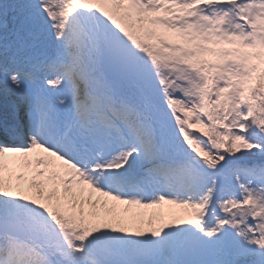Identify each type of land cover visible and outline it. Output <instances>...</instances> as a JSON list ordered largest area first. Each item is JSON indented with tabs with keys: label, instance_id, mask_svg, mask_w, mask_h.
I'll list each match as a JSON object with an SVG mask.
<instances>
[{
	"label": "snow or ice",
	"instance_id": "snow-or-ice-1",
	"mask_svg": "<svg viewBox=\"0 0 264 264\" xmlns=\"http://www.w3.org/2000/svg\"><path fill=\"white\" fill-rule=\"evenodd\" d=\"M0 264H264V0H0Z\"/></svg>",
	"mask_w": 264,
	"mask_h": 264
},
{
	"label": "rangeland",
	"instance_id": "rangeland-1",
	"mask_svg": "<svg viewBox=\"0 0 264 264\" xmlns=\"http://www.w3.org/2000/svg\"><path fill=\"white\" fill-rule=\"evenodd\" d=\"M8 158L13 159L12 154H8V155H6L5 159H8ZM7 175H8V174L5 173V176H7ZM120 207H123V206H120ZM169 208H171V206H169V205H165V206L163 207V210H164L165 212H167ZM141 211H145V212L151 213V212H153V211H160V209H148V210H141ZM176 211H179V210H176ZM143 227H147V225L145 224V225H143Z\"/></svg>",
	"mask_w": 264,
	"mask_h": 264
},
{
	"label": "bare ground",
	"instance_id": "bare-ground-1",
	"mask_svg": "<svg viewBox=\"0 0 264 264\" xmlns=\"http://www.w3.org/2000/svg\"><path fill=\"white\" fill-rule=\"evenodd\" d=\"M35 154H33V156H34ZM31 158V157H30ZM6 160H11L10 158H8V159H6ZM17 170L19 171L20 169L19 168H17Z\"/></svg>",
	"mask_w": 264,
	"mask_h": 264
}]
</instances>
